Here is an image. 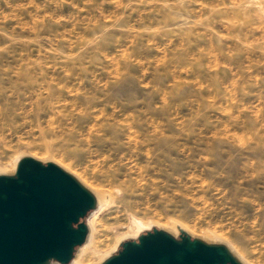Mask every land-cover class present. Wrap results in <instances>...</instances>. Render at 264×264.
Masks as SVG:
<instances>
[{
	"label": "rangeland",
	"instance_id": "374dc122",
	"mask_svg": "<svg viewBox=\"0 0 264 264\" xmlns=\"http://www.w3.org/2000/svg\"><path fill=\"white\" fill-rule=\"evenodd\" d=\"M24 156L106 196L68 264L152 227L264 264V0H0V170Z\"/></svg>",
	"mask_w": 264,
	"mask_h": 264
},
{
	"label": "water",
	"instance_id": "95a60500",
	"mask_svg": "<svg viewBox=\"0 0 264 264\" xmlns=\"http://www.w3.org/2000/svg\"><path fill=\"white\" fill-rule=\"evenodd\" d=\"M97 198L54 162L19 159L0 173V264H68L89 234ZM100 264H244L225 244L158 227L120 243Z\"/></svg>",
	"mask_w": 264,
	"mask_h": 264
},
{
	"label": "bare ground",
	"instance_id": "6f19581e",
	"mask_svg": "<svg viewBox=\"0 0 264 264\" xmlns=\"http://www.w3.org/2000/svg\"><path fill=\"white\" fill-rule=\"evenodd\" d=\"M19 161V160H18ZM16 168V167H15ZM15 170L16 169H14L12 172L14 173L15 172ZM0 173H3L1 170H0ZM9 173V172H8ZM11 173V172H10ZM86 184V183H85ZM93 191V190H92ZM94 192V191H93ZM95 194V196H96V198H97V208L95 209V210H93L92 212H93V214L94 213H96L101 207H104L105 206V204L108 202H106L105 203V200H106V196H105V194H103V193H101V192H95L94 193ZM91 212V213H92ZM98 214V213H97ZM95 215V214H94ZM91 226V225H90ZM92 229V228H91ZM169 229V228H168ZM170 231H172L173 232V234L175 235V236H178L179 234H178V232H179V230H180V232H181V230H185V229H183V228H173V229H169ZM142 231V230H141ZM186 231V230H185ZM188 232V231H187ZM91 233H92V230L90 231V233H89V235H88V238H87V241H86V243H85V245L89 242V241H91L90 240V238H91ZM190 233V232H189ZM93 234V233H92ZM205 239H207V238H205ZM85 247V246H84ZM82 248V247H81ZM80 250V249H79ZM81 250H83V249H81ZM81 250H80V252H81ZM234 253H235V251L234 250H232ZM108 256V255H107ZM105 258V257H104ZM101 263V262H100ZM247 263V262H246ZM51 264H63V263H60V262H57V261H53ZM76 264V263H75ZM98 264V263H97Z\"/></svg>",
	"mask_w": 264,
	"mask_h": 264
}]
</instances>
